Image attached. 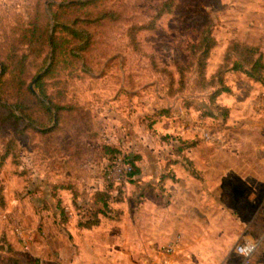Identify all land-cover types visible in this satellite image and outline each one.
Segmentation results:
<instances>
[{
    "label": "rangeland",
    "instance_id": "rangeland-1",
    "mask_svg": "<svg viewBox=\"0 0 264 264\" xmlns=\"http://www.w3.org/2000/svg\"><path fill=\"white\" fill-rule=\"evenodd\" d=\"M54 1L61 0H0V73L4 60L13 61L6 74L9 80L2 86L6 93H11L9 101L20 99L24 106L27 105V111L45 119L46 113L40 108L36 97L40 93L37 80L32 88L33 81L40 74L39 77L44 78V88L51 94L49 96L65 105L63 110L67 108L56 130L45 133L37 130L42 126L24 118L20 109L14 110L22 120L5 119L7 108L0 103V237H5L25 252L48 250L49 244H45L40 236L49 230L63 233L71 243L57 241L55 244L70 250L78 248L67 225H51L48 229L44 224L46 216L63 219L60 210H56L58 196L50 179L57 180V183L75 181L81 189L78 199L82 205L66 208L68 214L65 215L69 219H81L90 215V192L105 184V163L116 153L130 156L137 153L136 150L130 153V150L124 149L106 151L102 143L92 141V136L90 140L86 139L93 132H98V104L105 106L116 92H126L118 99L119 108L128 116L133 109L140 111L136 116L138 124L133 127L137 134L134 143L138 145L146 138L170 137L157 128L155 115L163 113L165 117L181 119L170 107L176 100L182 103L181 96L184 104L195 107L208 99L207 92L214 87L205 89L203 86L206 84L202 79L215 82L217 74H222L224 83L231 87L227 93L253 87L256 104L261 89H264L262 82L241 69L233 68L234 62L241 58L237 53L228 51L232 41L256 45L264 62V0H171V11L164 12L156 19L158 9L165 0H98L86 9L93 15L111 9L118 16H106L91 23L80 22V27L92 33V41L89 48L82 49L79 54L72 52L76 37L59 27L56 33L61 36L63 49L58 53L55 67L46 75L45 71L53 58L52 46L48 48L47 41L34 42L30 38L34 25L37 24L38 33L47 29L45 10L50 12L49 3ZM53 24L54 20L48 26L51 33ZM149 24L152 28H141L136 32L139 44L135 47L131 43L130 27ZM202 30H211L216 43L207 57L204 74L200 75L197 64L200 54L192 48L201 37ZM29 31L28 38L26 32ZM49 49L50 55L46 58ZM10 54L16 55L13 60ZM24 54L28 55L24 72L19 78L20 65L15 66V62L18 60L19 63ZM261 71L264 73V65ZM13 76L17 80L14 81ZM18 80H22V84ZM2 101L6 102L4 99ZM9 101L7 104H10ZM249 103L255 107L252 102ZM257 105L258 110L248 116L256 122L252 130L249 126H244L245 129H227L222 127L224 123L210 117L205 122V128L199 129L195 137L213 141L227 136L264 138V104L258 102ZM122 115L127 119L126 113ZM166 121L164 118L160 122ZM56 122L55 117L50 123L55 125ZM27 123L29 126H25ZM204 131H208L209 138L204 136ZM12 137H15L14 145L11 143ZM8 143L11 144L9 153L3 157ZM49 151L59 156L49 158ZM73 152L76 160L73 159ZM60 156L61 159L57 158ZM68 157H72L71 167L64 163ZM50 171L53 173L50 174ZM49 175L54 178H49ZM139 180L136 176L125 184H114L121 187V192L115 189L114 194L122 198L113 200L111 205L121 209V213L116 217L114 212V216L106 218L94 232L112 233L115 236V264H155L162 259L165 245L169 242L155 240L153 225L152 232H147L151 239L144 236L139 208L144 205L146 196L144 183ZM46 188L49 193L45 195ZM149 194L154 193L150 191ZM151 197L155 199V196ZM32 203L38 204L35 210L31 208ZM18 228L33 236L29 248L22 244L17 234ZM234 244L231 243V247ZM105 245L102 244L103 249ZM0 250H4L1 244Z\"/></svg>",
    "mask_w": 264,
    "mask_h": 264
},
{
    "label": "crops",
    "instance_id": "crops-1",
    "mask_svg": "<svg viewBox=\"0 0 264 264\" xmlns=\"http://www.w3.org/2000/svg\"><path fill=\"white\" fill-rule=\"evenodd\" d=\"M260 92L258 102L264 104V89ZM125 93L116 92L105 106L97 105L100 111L98 132L86 139L90 140L92 136V141L102 143L106 151L124 149L131 153L136 150L137 153L131 154L139 170L133 178L137 176L139 182L144 183L146 196L144 205L139 208L144 236L151 239L147 232H152L153 225L155 240L175 245L172 254L164 252L161 258L169 264H241V258L231 251V243L242 242L243 237L248 236L261 241L254 253L253 264H264V138L227 136L213 141L195 137L199 129L205 128L210 116L202 114L200 105L184 104L181 96L182 103L176 100L170 105L173 113L181 119L174 120L163 113L155 115L157 128L170 137L146 138L136 145L134 137L137 134L133 127L138 124L136 116L140 111L133 109L128 116L119 108L118 99ZM255 96L253 87L240 92H222L218 96L219 103L230 107L224 128L235 130L249 126L250 130L253 129L256 122L248 116L258 110ZM204 103L205 100L201 105ZM164 118L167 121L160 122ZM56 156L59 155L48 152L49 158ZM72 156L76 160L74 152ZM57 158L61 159V156ZM68 158L64 163L71 167L72 157ZM50 180L61 206L66 209L82 205L78 199L81 189L75 181L57 183V180ZM104 186L90 192L89 208L92 193ZM44 191L45 195L49 193L47 188ZM150 191L154 194H149ZM150 195L155 199L152 200ZM35 207L38 204L32 203L31 208L35 210ZM99 216L100 222L91 227L82 226L80 218L69 219L64 214L62 220L46 216L44 224L48 229L51 225H67L78 248L70 250L55 244L62 241L71 245L63 233L49 230L40 236L45 244H49L48 250L25 252L12 243L19 258L18 264H115V236L94 233L108 218L103 214ZM103 243H106L105 249ZM5 254L0 250V264H5L2 260Z\"/></svg>",
    "mask_w": 264,
    "mask_h": 264
},
{
    "label": "trees",
    "instance_id": "trees-1",
    "mask_svg": "<svg viewBox=\"0 0 264 264\" xmlns=\"http://www.w3.org/2000/svg\"><path fill=\"white\" fill-rule=\"evenodd\" d=\"M98 0H61L60 2H50V12L45 10V20L47 24V29H42L40 33L37 32L38 26L37 24L34 25L31 34L30 40L34 42L37 40L47 41L48 48H51L53 51V58L51 64L48 66V68L45 71V74L51 72V70L55 67L56 61L58 59V53L60 49L62 48V41L61 36L57 35L56 31L59 27L62 29L68 30L73 37H76V41L73 43L72 46V52L79 54L81 50L89 48L91 41H92V33L88 31L85 28H82L79 26V23H85V22H94L99 19H102L106 16H111L112 18H116L118 16V13L111 9H104L97 13L96 15H93L91 11H88L86 8L87 6H90V4L97 2ZM172 7V1L171 0H165L163 2V6L158 9L157 17H160L164 12L171 11ZM83 15V16H82ZM52 20H54L53 24V31L50 32V24L52 23ZM141 28H152V25H133L130 27L129 31L131 34V43L137 47L139 44L138 39L136 37V32L138 29ZM26 32V36L29 38V33ZM202 35L199 38V40L193 44V50L194 52L199 51V56L197 58V64L200 67L199 72L200 75L204 74V68L206 67L207 57L211 51V48L215 45L216 39L212 33L211 30H202ZM52 37V38H51ZM51 41V42H50ZM52 43V44H51ZM228 51H232L240 55V60H237L234 62L233 68L235 69H241L248 73L249 76L253 77L255 80H258L264 84V73L261 71L262 67L264 65L263 59H262V53L259 52V47L256 45H250L245 42H239V41H232L228 45ZM194 53V54H196ZM28 54H24L21 59H19L15 62V66L19 67L20 65V75L18 77L20 78L24 72V66H25V59L27 58ZM50 55V49L47 53L46 58H48ZM16 55L10 54L11 60ZM10 60V61H11ZM13 62V61H11ZM11 62H8L6 60L3 61L4 68L2 72L0 73V103L3 107L7 108V112H5V119L10 120H22L21 116H19L15 112L16 109H20L21 114L32 121L33 123L38 124L42 128H37V130L40 132L50 133L56 130L58 127V124L60 125L59 121H61V117L64 114L65 105L59 104L54 101V99L49 96L51 95L46 91L44 88V78L39 77L37 79V86L39 89V94L36 95L37 99L39 100L40 108H42L46 113V118H39L36 115H33L31 112L26 110V106H24L23 101L20 99H14L13 101H9V97L11 96V93H6L5 90L2 88L5 81H8L9 79L6 78V74L10 69ZM181 65H178V67ZM183 75V74H182ZM45 76V75H44ZM14 81L17 80L15 76H13ZM18 78V79H19ZM11 80V78H10ZM13 80V79H12ZM19 84H22V80H18ZM203 83L206 84V86H203L205 89L209 87H214L210 91L207 92L208 99L205 101L204 104L200 105V109L202 110V113L213 117L214 119L219 120L220 122L224 123V126H226L227 118L230 114V107L224 104H221L217 101L218 96L222 92H230L231 87L224 83V78L222 74L218 73L216 77V81L213 82L211 79H208L205 81V79H202ZM29 90L31 91L30 87ZM6 100V102L2 100ZM48 100V101H47ZM10 102V104H7V102ZM73 110V109H71ZM69 110V111H71ZM57 118V122L55 125H52L50 122L54 120V118ZM4 120V119H3ZM25 126H29L27 123ZM221 127V128H222ZM15 137H12L11 143L14 145ZM7 150L3 154V157L6 156V153H9L8 149L10 148L11 144L7 145ZM114 151V150H113ZM132 160L135 161V158L133 156L128 155ZM139 170V167L137 164L134 165V169L132 171V178L133 175L137 173ZM114 182L108 178L105 177V186L100 189H96L91 196L92 203L90 206V215H85L83 218L80 219V224L82 226L91 227L95 224H98L101 220L100 214H103L104 216L113 217V213L115 212V216L118 217L121 213L120 209L114 208L111 205V202L113 200H121V196H116L114 194V190H119L121 192V187H115ZM118 188V189H117ZM1 197L4 200L3 194ZM4 201H2V204ZM58 209L61 211L62 215L66 214L65 207L61 206L58 203ZM67 217V215H66ZM6 243V247L5 244ZM0 244L1 248L4 249L2 251H5L6 254L2 258L5 264H18L19 258L16 256V249L14 245L9 242L5 237H0Z\"/></svg>",
    "mask_w": 264,
    "mask_h": 264
},
{
    "label": "built area",
    "instance_id": "built-area-1",
    "mask_svg": "<svg viewBox=\"0 0 264 264\" xmlns=\"http://www.w3.org/2000/svg\"><path fill=\"white\" fill-rule=\"evenodd\" d=\"M204 136L209 138L208 131H204ZM134 160H132L128 155L123 153H116L113 155L110 161L105 163L104 173L105 177L112 180L115 184L121 185L125 184L132 177V171L134 169ZM17 234L22 242V244L29 248L32 243L33 236L29 233L23 231L22 229H17ZM244 241L239 242L243 245ZM175 251L174 243H168L165 245L164 252L167 254H172ZM253 256L248 260V264H253ZM155 264H169L166 260L160 259L155 262Z\"/></svg>",
    "mask_w": 264,
    "mask_h": 264
},
{
    "label": "clouds",
    "instance_id": "clouds-1",
    "mask_svg": "<svg viewBox=\"0 0 264 264\" xmlns=\"http://www.w3.org/2000/svg\"><path fill=\"white\" fill-rule=\"evenodd\" d=\"M243 239V245L235 243L231 251H234L235 254L241 258V264H248V260L256 252L257 247L261 241L258 238L248 236H244Z\"/></svg>",
    "mask_w": 264,
    "mask_h": 264
},
{
    "label": "water",
    "instance_id": "water-1",
    "mask_svg": "<svg viewBox=\"0 0 264 264\" xmlns=\"http://www.w3.org/2000/svg\"><path fill=\"white\" fill-rule=\"evenodd\" d=\"M39 76H40V74L38 75V77H39ZM38 77H36L35 80H34L33 83H32V88H33V89H34L33 84H34V82L37 80Z\"/></svg>",
    "mask_w": 264,
    "mask_h": 264
}]
</instances>
